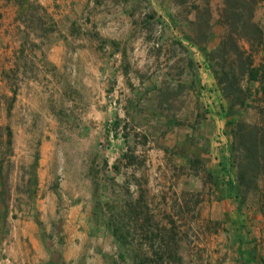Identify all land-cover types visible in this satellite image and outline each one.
Returning a JSON list of instances; mask_svg holds the SVG:
<instances>
[{"label": "rangeland", "instance_id": "obj_1", "mask_svg": "<svg viewBox=\"0 0 264 264\" xmlns=\"http://www.w3.org/2000/svg\"><path fill=\"white\" fill-rule=\"evenodd\" d=\"M175 1L182 5L185 18L193 13L197 20L185 31L193 36L199 48L198 55L183 50L192 56L188 61L199 56L201 71L208 59L219 76L224 77L226 73L241 80L234 112L221 119L218 117L221 95H210L213 87L207 82L204 86L200 84L193 94L185 84L182 87L180 78L176 77L179 65L175 60V65L167 66L171 71H161L158 93L146 94L147 99L140 101L128 115L125 108L119 107L117 94L112 92L116 66L112 58L102 56L101 50H93L94 47L81 48L79 41H73L64 54L58 45L65 40V35L58 27L57 17L39 0H0V165L4 170V184L0 188L5 200L0 210L3 208L7 213L0 218V264L19 251L18 243L23 251L31 253L42 248L44 236L53 248L64 245L63 222L68 208L62 204L43 207L41 199L48 191L41 189L38 172L45 145H49L59 169L79 165L81 141L76 136L83 130L95 135V139L89 140L90 145L88 141L83 145L89 150L92 146L107 147L116 142L120 150L115 149L120 154L118 166L128 178L126 187L116 193L120 194L119 198H127V186L130 188L140 181L145 185L151 205L149 212L140 207L142 217L137 227H127L129 222L122 220L119 222L122 231L115 235L113 227L107 230L105 218H121L129 208L122 201H112L111 190L96 192L95 199L101 205L87 210H98L104 222L92 221L88 229L98 233L107 230L108 235L103 239H88L87 246H102L109 254L117 247L123 249L126 257L128 250L137 247L152 250L151 255H145L147 258L155 257L154 250H171L172 258L165 255L168 263L207 264L211 262L210 253L214 248L224 245V223L219 217H213L219 215L218 209L207 203L217 198L216 190L223 182L213 173L220 164L217 158L220 150L230 142V119L237 116L242 122L255 123L260 118L255 107L264 100L263 85L249 80L242 62L243 58L252 56L254 68L264 67V0H257L253 19L263 31L261 44L257 38L248 42L244 38L247 33L239 31L237 23L226 22V0ZM228 6L233 7V12L240 11L237 3ZM243 8L248 22L249 8ZM159 26L163 27L157 24L156 38L164 32L162 28L159 35ZM172 46L182 50L178 40ZM87 50L89 54L85 53ZM94 51L98 53L97 58L92 55ZM164 64L162 68H167ZM169 72L176 84L165 77L164 73ZM128 94L118 96L125 98ZM139 98L136 96V100ZM212 98L216 104H211ZM242 100L247 105L242 106ZM225 105L229 107L230 102L226 100ZM8 130L12 132L11 140ZM191 154L193 159L185 158ZM50 199L55 200L52 195ZM257 200L256 193L249 195L250 204ZM171 215L177 227L174 241L160 246V239L156 238L151 248L144 238L145 232L151 229L138 227L151 216L152 223L165 228L163 234L167 238L172 235ZM148 234L154 235L152 230ZM20 264L31 263L26 260Z\"/></svg>", "mask_w": 264, "mask_h": 264}, {"label": "crops", "instance_id": "obj_2", "mask_svg": "<svg viewBox=\"0 0 264 264\" xmlns=\"http://www.w3.org/2000/svg\"><path fill=\"white\" fill-rule=\"evenodd\" d=\"M39 2L54 17H57L58 27L65 35V40L58 45L63 48L64 54L73 41L77 43L79 41L81 48L94 47L93 50H101L102 56L112 58L116 64L113 68L112 92L117 94L119 107L125 108L129 112L128 115L136 109L140 101L147 99L146 94L158 93L161 71L170 70L169 67H172L173 63L175 65V61L177 66L179 65L176 77L180 78L178 82L182 87L185 84L186 87H184L191 89L193 94L200 84L204 86L207 82L213 87L210 95L214 96V93L217 97L221 95L217 88V81L206 63L205 69L200 71L199 56L195 55V59L188 61L192 57H190L191 54H199V48L193 36L185 34V31L197 20L193 18V13L185 18L182 5L177 1L39 0ZM160 23L163 25L164 32L161 37L156 38L154 35H156L157 24ZM177 40L180 41L182 50L172 46ZM185 49L190 55L183 51ZM80 53L85 55L82 51ZM85 53L89 54L88 50ZM92 55L97 58L98 53L94 51ZM179 58H181L180 61ZM163 61L165 64L162 63ZM162 64L169 67L162 68ZM134 71L135 74H133ZM189 74L190 80H188ZM164 75L171 82L177 83L176 80L173 81L174 75L171 72ZM116 83L119 85H115ZM128 92L125 98L124 95L119 98V94ZM136 96L140 97L139 100H136ZM142 96L144 97L141 98ZM212 99L211 104H216L214 98ZM218 117L221 119L223 114ZM78 133L76 137H79L81 141L79 165L69 168L64 166L63 169H59L53 152L50 153L48 149L49 145H45L38 172L41 189L45 188L48 191L47 195L44 194L41 199L43 207L62 204L68 208L63 222L65 224L62 233L66 240L64 245L53 248L51 241L44 236L41 239L42 248L39 249L34 244V247L38 249L31 253L30 250L23 251L21 243H18L19 251L14 252L12 257L9 256V260L4 264H20L26 260L31 264H172L168 263L166 258L153 263L151 261L153 258L145 257V255H151L152 250L145 247L128 250L126 257L123 249L117 247L112 248L114 252L109 254L108 249L102 246H87L88 239L92 237L103 239L108 235L107 230L98 233L88 229V224L92 221L96 224L104 222L98 210H87L88 207L97 208L101 205L98 202L99 199L97 197L95 199L98 195L96 192L111 190L112 201L116 203L122 201L129 207H150L151 205L145 185L140 181L130 188L127 186V198L121 199L120 194H116L126 187L128 179L118 166L120 150L117 149L116 142L108 145L109 147L92 146L93 148L89 150V147L85 148L83 145H87V141L90 145L89 140L95 139V135L85 130ZM109 139L114 141L110 137ZM219 153L220 157L217 158H220V161L222 156L228 158L229 143H226ZM185 158L191 160L194 156L186 155ZM213 174L223 182L216 190L217 198L207 204L214 210L218 209L219 215L216 214L213 217L216 219L219 217L224 223L225 241L224 245L215 247L210 253L211 262L207 264H264V208L261 201L258 199L254 202L255 204L253 202L250 204L247 199L241 204L228 194L224 180L226 177L222 173L220 164ZM228 174L232 180H235V170H230ZM60 175H62L61 180ZM88 191L92 193L87 194ZM54 192L58 193L59 198ZM51 195L54 196V201H51ZM153 253L160 256L166 255L165 250L159 252L154 250ZM138 254L140 257H137Z\"/></svg>", "mask_w": 264, "mask_h": 264}, {"label": "trees", "instance_id": "obj_3", "mask_svg": "<svg viewBox=\"0 0 264 264\" xmlns=\"http://www.w3.org/2000/svg\"><path fill=\"white\" fill-rule=\"evenodd\" d=\"M224 3L227 6L225 20L226 22H235L238 24L239 31H243L247 33V36L244 37L250 42L251 39L257 38L258 43L261 44L263 42V31L258 23L254 22V14L256 12L258 2L257 0H226ZM232 2L240 5V11L233 12V7H230ZM243 7L249 8V21L247 22L245 19V14L243 12ZM236 41V49H237ZM239 49V48H238ZM245 53V52H244ZM243 68H247L249 80L251 82L260 81V84L263 85L261 90L264 94V67L263 69L254 68L253 63L254 59L252 56L249 58H243ZM207 67L211 70L215 78L217 79V88L221 94V102L219 105L220 113L223 115H227L234 112V107L238 101V86L241 80L235 78V76H231L229 74H224V77L219 76L217 71L215 70L213 65H210L209 60L207 59ZM253 67V68H252ZM247 93V90L245 91ZM264 96V95H263ZM229 101L230 105L226 108L225 101ZM247 101L242 100V106L247 105ZM250 104H248V107ZM259 114V120L255 123H246L239 120L237 116L230 119L229 124L232 126L228 137H229V157H221L220 166L224 177H226L225 183L227 185V192L232 197L237 199L241 204L245 202L251 193H256L258 199L261 201L262 206L264 208V100L259 106L255 107ZM233 111V112H232ZM8 135L12 137V132L8 130ZM9 140V142H11ZM128 157V156H127ZM130 159V158H129ZM131 159H134L133 157ZM230 170H235V180H232L230 175L228 174ZM3 166L0 165V187L4 184L3 180ZM0 204L4 203L3 198V190L0 188ZM127 206V205H126ZM141 206H128L129 212L122 215L121 218L115 219L116 217L105 218V226L108 230L113 227V233L118 235L119 232L122 231L121 226H119L120 221H128L126 226L131 225L132 227H137L140 219L142 217V211H140ZM146 210L151 211L149 207L144 206ZM6 215V210L2 208L0 210V218ZM102 216V215H101ZM113 218V219H112ZM171 219V223L173 227L171 229L172 235L169 237H165L163 231L165 228H159L158 225L152 223V217L147 216L144 219V223L140 224L138 228L144 230V228H148L152 230L154 233L151 236L150 232L146 231L144 234V238L148 240L151 244V248L155 246L153 241L156 238L160 239V246L169 245L172 241H174V236L177 235V227L176 221L173 219L172 215L169 217ZM120 224H124L121 222ZM157 231V233L153 232ZM162 244V245H161ZM169 249V247L167 248ZM171 250H167L166 256L173 257L174 252ZM168 253V254H167ZM138 257V256H137ZM165 259V255H155L151 261L153 263L160 262Z\"/></svg>", "mask_w": 264, "mask_h": 264}, {"label": "built area", "instance_id": "obj_4", "mask_svg": "<svg viewBox=\"0 0 264 264\" xmlns=\"http://www.w3.org/2000/svg\"><path fill=\"white\" fill-rule=\"evenodd\" d=\"M162 26H159V31H158V33H159V35L162 33Z\"/></svg>", "mask_w": 264, "mask_h": 264}]
</instances>
